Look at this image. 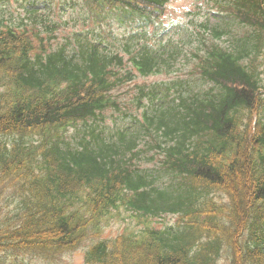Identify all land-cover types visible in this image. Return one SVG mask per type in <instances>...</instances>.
<instances>
[{
	"label": "trees",
	"instance_id": "1",
	"mask_svg": "<svg viewBox=\"0 0 264 264\" xmlns=\"http://www.w3.org/2000/svg\"><path fill=\"white\" fill-rule=\"evenodd\" d=\"M82 1L96 27L58 48L43 10L0 7V264L87 239L85 264H264V0L198 2L177 40L149 32L169 0ZM123 213L141 228L102 237Z\"/></svg>",
	"mask_w": 264,
	"mask_h": 264
},
{
	"label": "rangeland",
	"instance_id": "2",
	"mask_svg": "<svg viewBox=\"0 0 264 264\" xmlns=\"http://www.w3.org/2000/svg\"><path fill=\"white\" fill-rule=\"evenodd\" d=\"M200 2L204 0H199ZM82 0H0V7L6 11V15L12 14L14 16H25L26 10L30 8H38L43 10L45 14L49 15L52 20L57 21L60 24V27L55 31L54 34L50 36V41L52 46H59L72 41V37L75 35L76 31H83L87 33L88 30H91L94 25L90 23L88 19H85L86 13L82 5ZM198 0H170L168 6L165 10V14L162 17V20L157 21L154 25L149 27V32H155L159 35L158 38L164 37L167 38L172 36L174 39H180L184 36V26L187 24L191 28L197 26L198 21L192 20L191 17L197 15L199 8L193 9L195 5H198ZM206 10L210 11L209 6L204 2ZM189 14V10H191ZM205 10V12H206ZM21 16V17H22ZM200 15H197L196 18H200ZM206 16H203L205 19ZM112 29L107 28V35L112 34L113 36L122 37L126 36L132 28L113 24ZM99 32V29H96ZM102 31V30H101ZM48 37L49 34L45 33ZM89 36H93L89 34ZM75 36L73 37V42ZM155 39V38H154ZM181 63V62H180ZM190 67H179L178 72L167 74L160 73L150 76H140L138 75L132 83L121 88L117 91V94L120 98H131L137 90V83L139 84H153V83H163L171 79L178 77L186 76L185 71ZM133 112L137 116H141V111L134 109ZM111 113V110L108 111V114ZM114 114H117L116 112ZM115 121L112 122H128L130 119L127 118L125 121L124 115H119ZM156 162L157 159H156ZM164 173V172H163ZM123 218L120 216L114 218L113 216H107L102 223L101 227V236L102 237H114L120 233H125L128 231H138L142 225L137 222L136 218H130L132 215L127 213L122 214ZM176 216L168 214L163 217L155 218L153 220V225L156 227H163L168 224L174 223ZM90 242V239L85 240L79 247L74 250L66 251L60 254L55 260H35L37 264H85V251Z\"/></svg>",
	"mask_w": 264,
	"mask_h": 264
}]
</instances>
